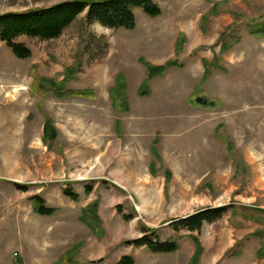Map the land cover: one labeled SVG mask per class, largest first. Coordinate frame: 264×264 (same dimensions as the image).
<instances>
[{
  "label": "rangeland",
  "instance_id": "1",
  "mask_svg": "<svg viewBox=\"0 0 264 264\" xmlns=\"http://www.w3.org/2000/svg\"><path fill=\"white\" fill-rule=\"evenodd\" d=\"M64 1L0 0V14ZM158 4L135 10L134 29L84 13L58 38L22 36L25 59L0 41V264H191L192 236L198 264H264V0ZM221 206L200 233L176 229ZM144 229L180 248L129 244Z\"/></svg>",
  "mask_w": 264,
  "mask_h": 264
},
{
  "label": "trees",
  "instance_id": "2",
  "mask_svg": "<svg viewBox=\"0 0 264 264\" xmlns=\"http://www.w3.org/2000/svg\"><path fill=\"white\" fill-rule=\"evenodd\" d=\"M159 1L161 0H70L60 2L48 8H39L28 12L3 13L0 14V41H4L19 58H29L32 55L31 50L25 44L18 42V39L22 36L38 37L45 40L58 38L84 13H86V22L88 24L100 23L112 29H134L136 26L135 10L142 9L147 15L157 17L162 13L158 4ZM260 30L254 32L264 35V25ZM156 70L154 67H149V78H152L156 74ZM118 80L121 83L122 78L119 76ZM42 84L46 88L44 83ZM49 84L51 85L49 91L56 92L57 94L63 91L62 88L51 83ZM113 90L114 105L117 109H120L118 106V94L115 89ZM195 103L202 106L214 105L213 101L204 96H196ZM49 122V119L46 120L45 137H47ZM65 192L77 198V195L68 191ZM33 208L36 213L44 216H53L57 212V209L48 206L46 200L41 196L33 197ZM228 210L229 206L203 209L176 221V229L182 226L191 232L200 233L205 222L212 223L218 220ZM126 218L130 219V217ZM82 220L95 233H100V220L93 211L92 206L84 210ZM148 231L152 234L156 233L155 230L144 229L145 234L140 238L129 241V244L146 246L154 253H174L180 248V237H171L164 241H154L151 235L147 233ZM192 238L197 245V253L191 264H198L201 249L200 240L194 236ZM69 253L64 255V258L68 261L73 258V256H69ZM119 264H135V259L132 256H123Z\"/></svg>",
  "mask_w": 264,
  "mask_h": 264
}]
</instances>
